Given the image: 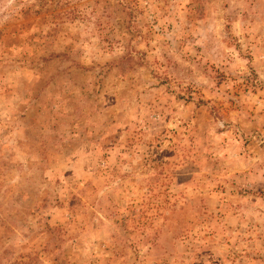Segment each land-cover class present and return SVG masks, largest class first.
Wrapping results in <instances>:
<instances>
[{"label": "rangeland", "instance_id": "1", "mask_svg": "<svg viewBox=\"0 0 264 264\" xmlns=\"http://www.w3.org/2000/svg\"><path fill=\"white\" fill-rule=\"evenodd\" d=\"M0 264H264V0H0Z\"/></svg>", "mask_w": 264, "mask_h": 264}]
</instances>
